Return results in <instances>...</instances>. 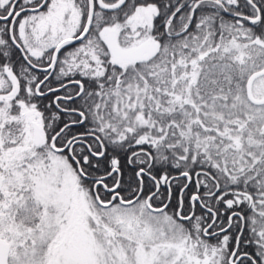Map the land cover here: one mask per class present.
<instances>
[{
	"label": "snow or ice",
	"instance_id": "obj_1",
	"mask_svg": "<svg viewBox=\"0 0 264 264\" xmlns=\"http://www.w3.org/2000/svg\"><path fill=\"white\" fill-rule=\"evenodd\" d=\"M0 264H264V0H0Z\"/></svg>",
	"mask_w": 264,
	"mask_h": 264
}]
</instances>
